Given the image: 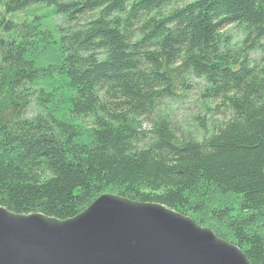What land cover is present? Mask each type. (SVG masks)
<instances>
[{
	"label": "trees",
	"instance_id": "16d2710c",
	"mask_svg": "<svg viewBox=\"0 0 264 264\" xmlns=\"http://www.w3.org/2000/svg\"><path fill=\"white\" fill-rule=\"evenodd\" d=\"M33 5L61 18L56 34L42 31L38 17L15 19ZM0 7V207L65 221L113 189L185 216L209 191L231 194L247 216H216L250 264H264V239L250 231L264 223V56L252 57L264 54V0H0ZM229 26L242 29L240 44L224 33ZM47 49H56L55 63L40 68ZM191 77L204 81L212 118L200 137L178 132L160 108ZM40 79L54 88L52 102L63 91L72 118L92 120L89 141L41 112L26 117Z\"/></svg>",
	"mask_w": 264,
	"mask_h": 264
},
{
	"label": "water",
	"instance_id": "95a60500",
	"mask_svg": "<svg viewBox=\"0 0 264 264\" xmlns=\"http://www.w3.org/2000/svg\"><path fill=\"white\" fill-rule=\"evenodd\" d=\"M0 264H250L235 244L158 204L102 194L60 221L0 207Z\"/></svg>",
	"mask_w": 264,
	"mask_h": 264
},
{
	"label": "rangeland",
	"instance_id": "374dc122",
	"mask_svg": "<svg viewBox=\"0 0 264 264\" xmlns=\"http://www.w3.org/2000/svg\"><path fill=\"white\" fill-rule=\"evenodd\" d=\"M190 1L192 0H180V5ZM52 10L53 8L33 5L28 10L15 15V19L19 21L26 17H38L40 21L38 23L42 31L47 32L48 30L56 34L55 30L58 26L62 25V20L60 17L55 16ZM0 13H4L1 7ZM224 33L232 37L231 42L233 45L240 44V40L243 37L242 29L236 26H229L224 29ZM55 56L56 49H47L45 55H41L37 60L38 67L45 68L48 64L53 65L55 63ZM263 56L264 54L261 51L252 54V57L257 60V62L262 60ZM204 87L205 83L202 79L191 77L188 89L183 90V92L180 91L179 97L167 99V101L162 103L160 108L170 117L173 126L178 132H191L194 136L200 137L203 132L201 126L212 119L211 113L205 110V104L207 103H204L201 97ZM32 90H34L35 99L37 100L33 99V102L29 104L26 117H31L41 112V114L50 119L55 126L66 132H71L75 136H80L82 142L89 141L86 135H88V130H90L92 126V120L88 118H72L64 102L67 96L63 91L57 93V101L54 100L52 102L50 97H52L51 95L54 88L46 79H40L35 82L32 85ZM209 106L213 109L210 104ZM146 125L145 123V126ZM103 194L118 196L117 192L113 189L105 190ZM202 197V199H195V201L198 200L200 204L202 203V207H193V211H191V209L185 211V216L202 228L209 229L215 235L222 237L221 239L234 244L232 234L216 215L225 214L223 222L242 220L247 214L243 213L239 208L240 199L231 194L221 196L216 191H209L207 195H202ZM250 231L251 233L260 235L264 239L263 222L257 221L250 228Z\"/></svg>",
	"mask_w": 264,
	"mask_h": 264
}]
</instances>
